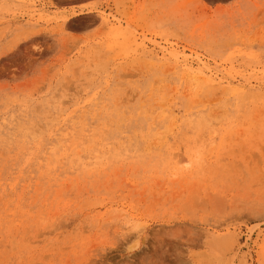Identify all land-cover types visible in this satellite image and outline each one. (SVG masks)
<instances>
[{
  "label": "rangeland",
  "instance_id": "1",
  "mask_svg": "<svg viewBox=\"0 0 264 264\" xmlns=\"http://www.w3.org/2000/svg\"><path fill=\"white\" fill-rule=\"evenodd\" d=\"M0 264H264V0H0Z\"/></svg>",
  "mask_w": 264,
  "mask_h": 264
},
{
  "label": "bare ground",
  "instance_id": "2",
  "mask_svg": "<svg viewBox=\"0 0 264 264\" xmlns=\"http://www.w3.org/2000/svg\"><path fill=\"white\" fill-rule=\"evenodd\" d=\"M193 87V86H192ZM235 90H236V88H235Z\"/></svg>",
  "mask_w": 264,
  "mask_h": 264
}]
</instances>
